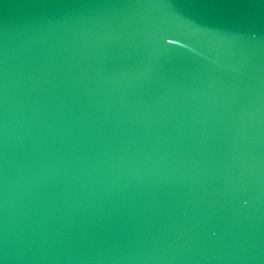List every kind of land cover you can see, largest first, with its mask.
<instances>
[{"label": "water", "instance_id": "95a60500", "mask_svg": "<svg viewBox=\"0 0 264 264\" xmlns=\"http://www.w3.org/2000/svg\"><path fill=\"white\" fill-rule=\"evenodd\" d=\"M0 264H264V0H0Z\"/></svg>", "mask_w": 264, "mask_h": 264}]
</instances>
